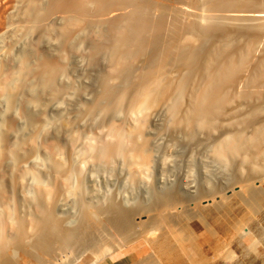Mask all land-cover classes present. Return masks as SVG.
Here are the masks:
<instances>
[{"label":"bare ground","instance_id":"obj_1","mask_svg":"<svg viewBox=\"0 0 264 264\" xmlns=\"http://www.w3.org/2000/svg\"><path fill=\"white\" fill-rule=\"evenodd\" d=\"M90 29L112 70L87 91L71 58ZM166 144L182 165H159ZM237 206L233 239L261 256L264 0H0V264L135 260L141 239L175 248L135 264H203L191 247Z\"/></svg>","mask_w":264,"mask_h":264},{"label":"rangeland","instance_id":"obj_2","mask_svg":"<svg viewBox=\"0 0 264 264\" xmlns=\"http://www.w3.org/2000/svg\"><path fill=\"white\" fill-rule=\"evenodd\" d=\"M105 28V27H104ZM93 29V28H92ZM92 29H90L89 31H87L85 34H84V36H82V38H81V40H80V42L78 43V46L76 47L77 48V50H75V51H73V52H75V53H72L73 54V57L71 58L72 60L71 61H73L72 63H74L73 64V66H72V68L74 69V68H76V69H74L73 71L75 72V75L77 74H79L78 76H76L77 77V79H80L81 80V82L84 84V85H86V87H84V85L82 84V87H84L87 91H88V89H90L89 88V86H90V84L85 80V78H84V75H83V73L85 72V70L86 71H92L93 72V70H91V68L92 69H95V70H97V71H95V72H97L98 73V70H102V71H105V72H108V73H110L111 72V70H112V68L110 67V64H109V62L107 61V60H105V59H101V60H99L98 62L97 61H93L92 60V58H91V56H92V52H91V50H93L92 49V45H91V41L94 39L95 40V44H97L98 42H99V40H101L103 37H104V35H107L106 33H108V30L107 29H105V31H103L102 32V30H101V32H100V30H98L97 31V33L96 32H92ZM107 30V31H106ZM93 31H95V29H93ZM89 32V33H88ZM91 32V33H90ZM99 32L100 33H102V35H103V37L102 38H100L99 39V37L97 36V34H99ZM88 33V34H87ZM103 33H105V34H103ZM95 34V35H94ZM54 35V34H53ZM99 35H101V34H99ZM87 36V37H86ZM98 38V42H97V39H96V37ZM101 37V36H100ZM34 38V37H33ZM33 38L31 39V41L29 42V46H30V44H31V48H33L32 49V51L34 52V53H40V49L37 51V49H38V42L37 41H35L36 40V38H34L35 40H33ZM88 38V39H87ZM33 41V42H32ZM97 42V43H96ZM93 43H94V41H93ZM92 43V44H93ZM100 43V42H99ZM35 45V46H34ZM93 46H94V44H93ZM30 47H29V49H30ZM88 47V48H87ZM80 48V49H79ZM36 49V50H35ZM76 56H75V55ZM91 54V55H90ZM37 55H39V54H37ZM79 55V56H78ZM90 55V56H89ZM76 57V58H75ZM78 59V60H77ZM94 60H96L95 58H93ZM77 60V61H76ZM80 61V62H79ZM75 62H76V64H75ZM97 62V63H96ZM102 63V64H101ZM104 63V64H103ZM19 64V63H18ZM22 64V65H21ZM94 64V65H93ZM21 65V66H20ZM20 65L18 66V68L19 67H21L22 68V66L24 67V63H23V61H22V63L20 62ZM33 65H35V63H33ZM76 65V66H75ZM99 65V66H98ZM93 66V67H92ZM96 66H98V67H96ZM105 66V67H104ZM85 67V68H84ZM88 67H90V68H88ZM88 70H87V69ZM107 68V69H106ZM108 70V71H107ZM110 71V72H109ZM73 72V73H74ZM36 74L35 72L33 73V72H31V77H32V79L34 78V80H33V82L35 83V84H37L39 81L37 80V79H39L38 78V75L35 77L34 75ZM72 74V73H71ZM74 75V74H73ZM31 77H29V79L28 80H31L30 78ZM81 77H83V78H81ZM37 78V79H36ZM36 79V80H35ZM83 80H84V82H83ZM29 82V81H28ZM31 82V83H30ZM29 83H27V85L29 84V85H33L34 83H32V80L30 81ZM85 82H87V83H85ZM88 84V85H87ZM28 85V87H30ZM27 88V87H26ZM26 88H24L23 90L26 92ZM88 88V89H87ZM23 91V92H24ZM27 92H28V90H27ZM29 93V92H28ZM25 95H29L30 96V94H25V93H21V96H20V100H21V105H24L25 104V101L27 100V98H26V96ZM25 97V99H24V97ZM29 96H27L28 98H29ZM21 97H23V98H21ZM19 100V101H20ZM25 100V101H24ZM23 101H24V103H23ZM134 104V103H133ZM133 106V108H135V112L136 113H134V114H132V113H130L129 112V108L131 107V105H127L126 107H128V108H124V112L122 113V118H124V119H126L127 120V122H132L134 119L137 121L138 119H140V121H142V120H144V118L146 119L148 116L150 117V114H149V112H145L144 110H142L141 108H140V106L139 107H136L137 105H132ZM133 108H131V109H133ZM140 108V109H139ZM130 109V110H131ZM133 112V111H132ZM125 113V114H124ZM148 113V114H147ZM125 115V116H124ZM134 116V117H133ZM147 116V117H146ZM73 117V116H72ZM141 117V118H140ZM143 118V119H142ZM148 119V118H147ZM133 122H135V121H133ZM44 142H43V140H41V144H43ZM163 147V148H162ZM165 148H167V144H166V146H161L160 147V152H159V154H158V156L163 160H159L158 161V163H160L159 165H161V166H163L164 165V163H162V162H164V160L166 161L167 160V162L165 163L166 164V166H165V168L166 169H171V167L172 166H180V164L182 165V162H181V159L179 158V157H177L176 156V158H174V157H172L173 155H176V154H174L173 153V150L172 149H170V147H169V149L167 148V149H165ZM165 149V150H164ZM172 153H173V155H172ZM165 154V155H164ZM162 155V156H161ZM169 155V156H168ZM171 156V157H170ZM165 157V158H164ZM175 159V160H174ZM179 159V161H177ZM173 161H174V163H175V161H176V164H174L173 163ZM179 163V165H177ZM162 167H160V169H161ZM158 169H159V167H158ZM173 169V168H172ZM185 170H188L187 169V167L185 168ZM146 179V178H145ZM144 180V179H143ZM142 186H144V185H142ZM148 187V186H147ZM147 187L146 188H144V187H142V189H143V191L145 190V192H143L142 190H141V187L139 188V189H137L136 190V196L137 195H139L140 193H142V195L140 194L139 196H137L138 197V199H139V201H143L144 200V196L147 194L146 192L148 191L147 190ZM141 190V191H140ZM141 196H142V199H141ZM73 207H74V205L73 204H70L69 206H68V210H72L73 209ZM238 207V206H237ZM248 208H246L245 206H239L238 208H234L233 210H231L230 211V213L232 212V215H230L229 216V219H228V216H226V215H228V214H226L225 216H224V218H223V220L221 221L222 223L221 224H219V226H220V229H219V234L216 236V235H214V234H212V233H209L207 230L206 231H204L203 232V234H202V237H201V239L199 240V242H198V245L201 247V250H195V249H198L197 247H195V246H192L191 248H192V250H193V255H196V257H198L200 254V257H198L199 259L200 258H202V259H204V260H206V262L205 263H203V264H264V256H263V254H261V256H255L254 254H247L248 252H247V250L246 249H244L241 245L239 246V244L238 243H235V241H234V239H233V236L232 235H234L235 234V230H234V228H235V226H236V224L237 223H239L240 221H243L244 220V218L249 214L248 213ZM233 212H235V213H233ZM246 215V216H245ZM226 221V222H225ZM254 222V221H253ZM252 222V223H253ZM251 223V222H250ZM233 229V230H232ZM215 236V237H214ZM235 236V235H234ZM171 237V236H170ZM233 240V241H232ZM141 243H142V247L141 248H143V251L140 253V254H136L135 253V251L134 250H129L128 252H127V255H130V256H133L134 257V259L135 260H149V259H151V260H153V261H158L159 260V258H158V256L156 255V253H163L164 251L163 250H160V249H162L161 247L160 248H158L156 251L154 250V249H151L150 247H148L147 246V243H146V241L144 240V239H141ZM220 245H219V244ZM225 243V244H224ZM251 243V242H250ZM216 244V245H215ZM222 244H224V245H227V247L229 248V246H231V250H234L235 251V253H236V258L235 259H233V260H230V259H228V258H226V255H227V247L226 248H223L222 247ZM139 245H141V244H139ZM215 245V246H214ZM219 245V246H218ZM217 246V247H216ZM167 249H166V251L164 252V253H166V254H171V252H172V254H173V251L174 250H171V251H169L168 250V248L170 249H174L175 247H166ZM233 248V249H232ZM191 250V251H192ZM214 250H216V251H214ZM169 251V252H168ZM178 249L176 248V251L174 252V253H178ZM202 252V253H200V252ZM196 252V253H195ZM197 254H199V255H197ZM205 254V255H204ZM86 257V259L84 260V261H82V263L81 264H94V256H85ZM125 256L123 255V252H120L118 255H116L115 256V260L114 261H112V262H109V263H104V262H101V263H97V264H135L136 262H135V260H131L132 259V257H130V259H128V261H125V258H124ZM206 258V259H205ZM156 259H158V260H156ZM130 260H131V262H130ZM188 259H185V260H183V264H190V263H188V261H187ZM201 260V259H200ZM184 261H185V263H184ZM158 264H160V263H158Z\"/></svg>","mask_w":264,"mask_h":264}]
</instances>
